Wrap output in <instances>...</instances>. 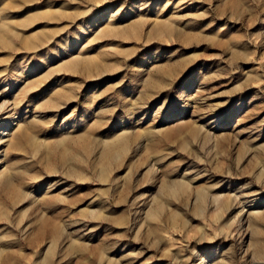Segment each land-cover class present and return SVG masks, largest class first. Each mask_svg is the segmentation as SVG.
I'll list each match as a JSON object with an SVG mask.
<instances>
[{
	"label": "rangeland",
	"instance_id": "rangeland-1",
	"mask_svg": "<svg viewBox=\"0 0 264 264\" xmlns=\"http://www.w3.org/2000/svg\"><path fill=\"white\" fill-rule=\"evenodd\" d=\"M0 264H264V0H0Z\"/></svg>",
	"mask_w": 264,
	"mask_h": 264
}]
</instances>
